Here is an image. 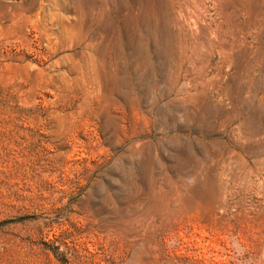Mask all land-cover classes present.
<instances>
[{
  "label": "rangeland",
  "instance_id": "obj_1",
  "mask_svg": "<svg viewBox=\"0 0 264 264\" xmlns=\"http://www.w3.org/2000/svg\"><path fill=\"white\" fill-rule=\"evenodd\" d=\"M0 264H264V0H0Z\"/></svg>",
  "mask_w": 264,
  "mask_h": 264
},
{
  "label": "bare ground",
  "instance_id": "obj_2",
  "mask_svg": "<svg viewBox=\"0 0 264 264\" xmlns=\"http://www.w3.org/2000/svg\"><path fill=\"white\" fill-rule=\"evenodd\" d=\"M198 19V18H197ZM192 21V20H191Z\"/></svg>",
  "mask_w": 264,
  "mask_h": 264
}]
</instances>
